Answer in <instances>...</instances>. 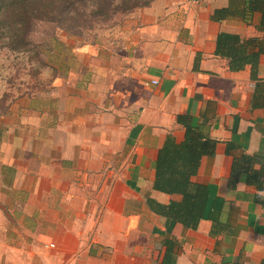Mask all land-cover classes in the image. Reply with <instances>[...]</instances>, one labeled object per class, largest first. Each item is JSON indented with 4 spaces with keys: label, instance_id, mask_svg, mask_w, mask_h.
I'll use <instances>...</instances> for the list:
<instances>
[{
    "label": "crops",
    "instance_id": "crops-1",
    "mask_svg": "<svg viewBox=\"0 0 264 264\" xmlns=\"http://www.w3.org/2000/svg\"><path fill=\"white\" fill-rule=\"evenodd\" d=\"M132 17L124 66L81 48L51 93L5 118L0 183L12 198L0 203V264H264V190L228 186L235 157L264 152V106L254 105L264 52L257 80L217 54L221 33L264 48V0H154ZM187 116L216 142L191 178L214 204L195 230L149 205L182 200L154 189L155 164L167 140L185 141Z\"/></svg>",
    "mask_w": 264,
    "mask_h": 264
},
{
    "label": "trees",
    "instance_id": "trees-1",
    "mask_svg": "<svg viewBox=\"0 0 264 264\" xmlns=\"http://www.w3.org/2000/svg\"><path fill=\"white\" fill-rule=\"evenodd\" d=\"M154 0H0V49L16 54L30 50L32 24L34 21H48L58 26L86 24L88 16L97 19H111L112 14L129 13L148 7ZM258 3L256 4V8ZM90 11L91 14L87 15ZM229 10H217L214 18H226ZM264 20V17H263ZM78 29V28H75ZM257 40L241 42L240 37L221 33L217 40V54L230 59L232 71L242 70L248 65L253 67V79L257 80V64L264 48L252 51ZM252 51V52H251ZM38 54V53H37ZM255 107L264 106V83L256 81ZM186 128V138L181 144L167 140L160 150L156 168L154 189L166 194L182 196L179 202L164 206L149 200L151 208L175 224L188 229H197L201 220L209 217L214 204L210 202V191L205 185L192 187L191 178L197 174L202 156L214 154L216 142L205 138L199 131L197 122L191 117H179ZM244 182L264 190V152L254 155L242 154L233 160L228 180L230 188ZM219 200V199H218ZM220 201V200H219ZM221 204V203H220ZM222 207V206H221ZM218 221L214 222L212 234L221 231ZM240 264V263H234Z\"/></svg>",
    "mask_w": 264,
    "mask_h": 264
},
{
    "label": "rangeland",
    "instance_id": "rangeland-1",
    "mask_svg": "<svg viewBox=\"0 0 264 264\" xmlns=\"http://www.w3.org/2000/svg\"><path fill=\"white\" fill-rule=\"evenodd\" d=\"M135 11L110 12V20L88 16L86 24L81 26L70 21L65 22L66 26H58L53 22L36 20L32 24L30 50L16 54L0 49V138L5 118L12 114V108L21 105L23 100L51 93L52 83L63 70V65H80L79 49H96L103 67L124 66L127 46L137 28L132 17ZM90 14L88 11L87 15ZM4 188L0 183V203L5 198L6 201L12 198V194L3 192ZM10 227L13 225L10 224ZM0 238L1 253L8 244L1 229Z\"/></svg>",
    "mask_w": 264,
    "mask_h": 264
},
{
    "label": "built area",
    "instance_id": "built-area-1",
    "mask_svg": "<svg viewBox=\"0 0 264 264\" xmlns=\"http://www.w3.org/2000/svg\"><path fill=\"white\" fill-rule=\"evenodd\" d=\"M152 84L156 85L158 84V81H152ZM51 246L53 247L54 245H51Z\"/></svg>",
    "mask_w": 264,
    "mask_h": 264
}]
</instances>
